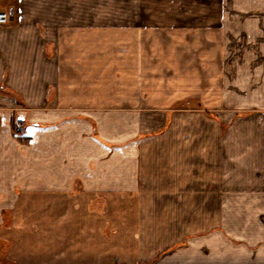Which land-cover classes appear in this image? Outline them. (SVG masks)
I'll use <instances>...</instances> for the list:
<instances>
[{
    "label": "crops",
    "instance_id": "crops-1",
    "mask_svg": "<svg viewBox=\"0 0 264 264\" xmlns=\"http://www.w3.org/2000/svg\"><path fill=\"white\" fill-rule=\"evenodd\" d=\"M0 10V264H264V0ZM101 31L153 48L122 104Z\"/></svg>",
    "mask_w": 264,
    "mask_h": 264
},
{
    "label": "rangeland",
    "instance_id": "rangeland-1",
    "mask_svg": "<svg viewBox=\"0 0 264 264\" xmlns=\"http://www.w3.org/2000/svg\"><path fill=\"white\" fill-rule=\"evenodd\" d=\"M104 1V0H103ZM106 1V0H105ZM123 2V1H121ZM104 34H107L109 32H106V31H101V34L103 35ZM125 32L124 31H113L110 33L111 35V39L108 38L109 34H107V36H102V46H101V76L102 74H104V71L107 72V77L104 75V77H102V89L101 91H103L101 93V97H105V96H109L110 93H113V92H116L117 93V97H118V103L117 104H122V100H124V92H125V82H126V79L124 77V75L126 74V68H125V54H126V51L125 49L127 50H131V52L129 51V54L132 56V59H138L139 60V56L141 55V53L144 52V50H148V53L151 54V51H152V46H151V43L149 42V46L145 47V48H142L141 47V44L140 42L138 41V44H135V38L137 37V34H138V39H140V35H139V32H132L133 33V39H134V42L132 44V46H129V42L126 41L128 40L127 38H125ZM199 36H203V34H200ZM198 36V37H199ZM154 37V36H153ZM150 38V37H149ZM188 38V37H187ZM105 39H109L110 40V43H111V46H105L103 43V41ZM163 39L165 40V42L167 41L168 37L164 34L163 35ZM170 40V38H169ZM167 43V42H166ZM204 44L201 43V45L197 46L196 47V52H194L193 50V54H195L196 56H199V54L201 53L200 51L204 49ZM167 46V45H166ZM155 49V48H154ZM180 49V50H179ZM189 47L188 46H185V47H179L178 50V54H180L181 52H183V58H190V51H188ZM191 49H194L193 47H191ZM193 54H191L193 56ZM136 56V57H135ZM111 65V66H110ZM147 65V63H146ZM196 65V70L197 71H203V67H201L202 64L200 63H197L195 64ZM137 66L140 67V62L137 63ZM153 66L155 67L156 64L150 62L149 64V69L152 70L153 69ZM109 67H111L109 69ZM189 64L187 62H183L181 61V64H180V71L183 70V71H187V69H189ZM104 70V71H103ZM133 71L135 70L132 69ZM123 75V76H122ZM108 79V80H107ZM104 80H107L106 82ZM130 81H132L133 83V88H134V93H139L140 92V88H141V85H142V82H155L156 80H142V79H131ZM203 81V80H202ZM199 82V81H198ZM145 86V84L143 85ZM135 87H138V89H135ZM110 102H101V107L102 109H104V105H108ZM199 103V102H198ZM112 105V104H110ZM186 104L185 103H181L180 106L181 107H184ZM199 104H195L194 106L195 107H200L198 106Z\"/></svg>",
    "mask_w": 264,
    "mask_h": 264
},
{
    "label": "built area",
    "instance_id": "built-area-1",
    "mask_svg": "<svg viewBox=\"0 0 264 264\" xmlns=\"http://www.w3.org/2000/svg\"><path fill=\"white\" fill-rule=\"evenodd\" d=\"M10 22V14L7 11L0 10V25H5ZM24 123L19 122L18 125L16 126V130L20 132L23 128Z\"/></svg>",
    "mask_w": 264,
    "mask_h": 264
}]
</instances>
